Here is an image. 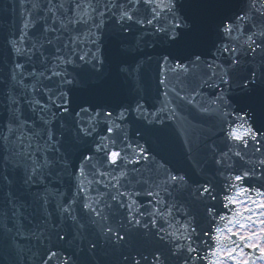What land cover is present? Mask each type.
Wrapping results in <instances>:
<instances>
[{"label":"snow or ice","instance_id":"1","mask_svg":"<svg viewBox=\"0 0 264 264\" xmlns=\"http://www.w3.org/2000/svg\"><path fill=\"white\" fill-rule=\"evenodd\" d=\"M28 2L32 11L27 13L22 34L8 41L10 64L0 70V108L5 113L0 118V150L6 154V165L13 169L23 168L25 183L31 185L44 184L57 167L62 173L73 176L69 172L68 157L60 152L62 145L50 125L58 116L68 114L69 105L77 102L80 107L76 113L80 117L78 138L93 137L101 118L107 134L99 137L94 148L96 155L84 157L89 163L76 168L75 192L70 198L65 199V194L59 190H45L40 197L41 206L45 208L55 201V214L60 224L53 222L54 212L46 210L44 226L39 231L25 234L14 193L9 191L6 194V207L0 211V232L11 236L17 255L25 251L15 244L16 237H21L35 239L47 249L43 255L34 254L33 264H92L99 256L101 240L112 253L106 264H172L173 261L175 264H198L201 260L206 264H264V192L258 188L240 186L234 195L224 197L227 201L224 208L235 206L231 216L219 214L212 204H205V220L210 222V229L203 235L211 237L214 232L215 236L212 244L206 240L201 242L212 249L210 259L209 255L201 256L200 248L195 246V238L200 236L196 227L190 222L177 227L172 223L171 208L161 210L156 207L165 204L159 198V192L150 187L147 195L155 203L151 209L141 210L143 205L135 198L141 195V191H129L128 186L133 179L137 185L149 181L130 177V172L138 171L136 165L152 163L151 152L139 141L133 145L126 133L120 137L125 148L115 150L114 137L124 130L121 124L111 119V111L97 109L86 123L83 121L81 113L87 114L96 107L98 83L76 71L81 69L84 73H91L97 82L103 78L106 56L101 55L100 30L108 17L119 25L121 32L131 31L132 25L151 26L168 45L159 59L163 69L160 84L167 89L172 75L183 77L188 88L181 91L172 88L174 99H170L169 91L165 90L164 105L155 112H149L143 103L137 102L132 109L137 119L147 120L149 125H159V131H163L168 123L176 124L183 133L180 109L186 105L201 115L217 116L224 123L233 114L228 111L232 102L230 94L238 90V96L234 97L236 102L249 108L253 114L259 109L264 127V0H248L247 7L235 13L234 19L229 15L235 7L233 0ZM41 21L43 40L30 41L29 30L35 29ZM81 25L89 26L86 33L82 32ZM243 25L250 28L246 30ZM83 43L92 44L95 51L81 48ZM195 69L202 71L196 73ZM203 88L216 90V95L207 101L198 100ZM37 93L46 96L47 102H42ZM53 107L61 111H53ZM26 110L38 114L42 127L38 128L35 121L29 124ZM240 111L244 113V107ZM127 112V108L121 110L116 119L126 120ZM237 118L242 124L230 130L228 137L244 149L251 142L255 152L264 156V134L248 123L247 114ZM184 144L191 153L193 144L186 134ZM233 154L245 163H252L245 160L246 153L241 150ZM228 159V154L223 153L215 163L223 166ZM257 164L262 169L260 176L254 175V165L250 170L227 177L234 181L229 187L236 188L246 179L264 180V158ZM128 166L132 167L129 169ZM116 169L119 172L114 175ZM155 170L159 178L155 187L169 195L170 188H183L188 183L185 175L173 172L166 163L158 164ZM97 176L100 179H96ZM0 180L12 184L7 175L0 176ZM125 180L128 185L122 182ZM197 191L200 197L206 196L209 201L217 199L207 184ZM253 191L255 196L251 195ZM93 192L96 195H92ZM160 221L174 230L169 232ZM62 225H67L68 233L64 232ZM72 231L75 233L73 242L80 240V244L75 245L77 251L68 255L52 251L44 243L50 242L53 235L58 241H64Z\"/></svg>","mask_w":264,"mask_h":264},{"label":"water","instance_id":"2","mask_svg":"<svg viewBox=\"0 0 264 264\" xmlns=\"http://www.w3.org/2000/svg\"><path fill=\"white\" fill-rule=\"evenodd\" d=\"M238 96V90H237V93H236V95H234V97H237ZM235 100V103H236V105H238V108H237V110L238 111H240V109H241V107H244V108H246L245 106H243V105H241V104H239V103H237L236 102V99H234ZM86 106V105H85ZM75 109H77V107H75L74 108V110ZM3 112V110H2V108H0V113H2ZM241 112V111H240ZM257 112H259V109H257ZM244 113H245V109H244ZM256 120H258L257 122H256V124L257 125H259L258 127H262V121H261V118L260 117H257L256 118ZM262 129L264 130V127H262ZM264 132V131H263ZM71 161H72V163H70V165H71V167L69 168V171H70V173H72V170L75 168V166H77L76 164H77V162L75 161V159H73V158H71ZM6 164V163H5ZM23 171H24V169L23 168H21V169H19V173H20V178L19 179H15V180H13V179H10L11 181H12V184L10 185V187H8L7 189H6V191L7 192H9V191H13V190H15V189H17V187L18 186H20L21 187V190L23 191V189H22V186H25L27 183H25V175L24 174H22L23 173ZM67 177H69V175H67ZM17 181H19V182H17ZM21 184V185H20ZM5 191V192H6ZM54 222H56V221H54ZM33 222H31L29 225H31ZM25 227H26V223H22ZM29 227V226H28ZM57 240V239H56ZM57 244V242L55 241V235H54V237H52V246L50 247L51 249H53V248H55V245ZM32 245V243L30 242L29 243V246H31ZM0 264H5V263H0Z\"/></svg>","mask_w":264,"mask_h":264}]
</instances>
